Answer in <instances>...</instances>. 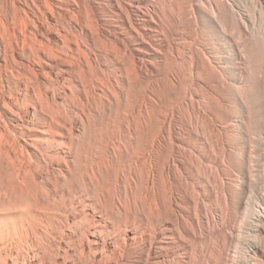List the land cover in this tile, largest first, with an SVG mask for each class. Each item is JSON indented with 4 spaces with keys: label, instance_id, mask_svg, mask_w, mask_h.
<instances>
[{
    "label": "bare ground",
    "instance_id": "1",
    "mask_svg": "<svg viewBox=\"0 0 264 264\" xmlns=\"http://www.w3.org/2000/svg\"><path fill=\"white\" fill-rule=\"evenodd\" d=\"M0 264H264V0H0Z\"/></svg>",
    "mask_w": 264,
    "mask_h": 264
}]
</instances>
